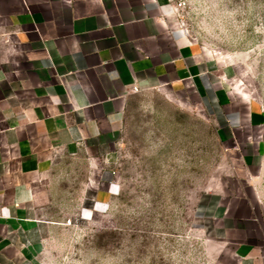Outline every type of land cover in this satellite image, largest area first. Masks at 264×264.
<instances>
[{
	"label": "crops",
	"instance_id": "crops-1",
	"mask_svg": "<svg viewBox=\"0 0 264 264\" xmlns=\"http://www.w3.org/2000/svg\"><path fill=\"white\" fill-rule=\"evenodd\" d=\"M175 17L171 0H0V264H51L44 235L58 224L43 215L65 162H82L86 190L110 182L135 94L187 85L230 125L262 123ZM113 183L96 191L102 210ZM230 221L238 261L264 264V222Z\"/></svg>",
	"mask_w": 264,
	"mask_h": 264
},
{
	"label": "rangeland",
	"instance_id": "rangeland-1",
	"mask_svg": "<svg viewBox=\"0 0 264 264\" xmlns=\"http://www.w3.org/2000/svg\"><path fill=\"white\" fill-rule=\"evenodd\" d=\"M171 3L186 37L219 63L223 86L264 110V0ZM230 124L191 86L135 94L106 210L96 191L111 181L86 190L82 162H65L43 215L58 224L44 235L51 264H247L229 226L243 216L263 226L255 192L264 183L254 180L264 175V120Z\"/></svg>",
	"mask_w": 264,
	"mask_h": 264
},
{
	"label": "built area",
	"instance_id": "built-area-1",
	"mask_svg": "<svg viewBox=\"0 0 264 264\" xmlns=\"http://www.w3.org/2000/svg\"><path fill=\"white\" fill-rule=\"evenodd\" d=\"M135 90H137L138 91V88L137 87H135ZM72 223V220H68V224H71Z\"/></svg>",
	"mask_w": 264,
	"mask_h": 264
}]
</instances>
